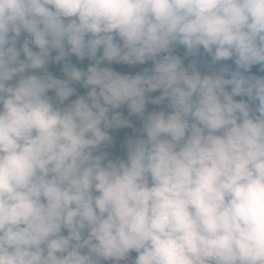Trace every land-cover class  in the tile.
<instances>
[{
    "label": "clouds",
    "instance_id": "clouds-1",
    "mask_svg": "<svg viewBox=\"0 0 264 264\" xmlns=\"http://www.w3.org/2000/svg\"><path fill=\"white\" fill-rule=\"evenodd\" d=\"M0 264H264V0H0Z\"/></svg>",
    "mask_w": 264,
    "mask_h": 264
},
{
    "label": "rangeland",
    "instance_id": "rangeland-1",
    "mask_svg": "<svg viewBox=\"0 0 264 264\" xmlns=\"http://www.w3.org/2000/svg\"><path fill=\"white\" fill-rule=\"evenodd\" d=\"M123 135H124V133H120V134L118 135V139L122 138Z\"/></svg>",
    "mask_w": 264,
    "mask_h": 264
}]
</instances>
